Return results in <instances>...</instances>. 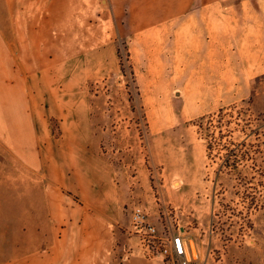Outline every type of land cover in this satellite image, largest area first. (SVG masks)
<instances>
[{"label":"crops","instance_id":"0c3cea01","mask_svg":"<svg viewBox=\"0 0 264 264\" xmlns=\"http://www.w3.org/2000/svg\"><path fill=\"white\" fill-rule=\"evenodd\" d=\"M14 1L0 8V128L5 116L11 127L0 133L9 146V162L0 163V264H178L118 231L126 212L130 221L142 202L138 196L152 216L151 169L143 162L116 164L92 150L90 112L80 118L74 102L56 101L58 66L68 72L77 61L81 67L91 61L86 52L100 49L99 64H106L107 52L114 61L116 39L129 32L131 57L145 63L152 92L163 79H179L193 80L202 101L229 96L236 73L241 79L264 73V0H145L139 9L132 0ZM68 15L87 16L77 37ZM42 101L45 109L68 112L58 116L62 134L43 132ZM153 105L164 111L157 99ZM180 230L193 264L189 235L198 238L199 229L187 222Z\"/></svg>","mask_w":264,"mask_h":264},{"label":"rangeland","instance_id":"374dc122","mask_svg":"<svg viewBox=\"0 0 264 264\" xmlns=\"http://www.w3.org/2000/svg\"><path fill=\"white\" fill-rule=\"evenodd\" d=\"M13 1L0 0V8ZM132 3L137 9L145 6V0ZM69 6L78 7L70 2ZM86 19V15H68L76 37ZM116 45V59L111 61L107 52L106 64L98 63L103 49L91 55L86 52L83 57L91 59L90 63L80 67L75 61L68 72L60 64L54 84L60 91L56 101L74 102L81 109L76 111L80 118L90 112L92 135L97 139L90 144L92 150L116 164L143 162L151 169L153 205H146L152 216L142 204L143 197L134 200L142 201L136 204L165 232L187 222L199 229L195 231L198 238L189 235L197 257L193 264H264L260 250L264 248V73L248 79L246 73L242 74L245 79L236 73L234 94H219L207 101L194 93L193 80L163 79L152 92L143 77L145 63L138 64L131 57L129 32L118 37ZM153 99L162 102L164 111L154 112ZM43 103L48 124L43 132L62 134L58 116L68 112L45 109ZM162 121L170 125L162 126ZM3 122L0 133L8 135L9 118L5 116ZM244 140L246 146H242ZM0 141V163L7 162L8 143L1 137ZM230 150L251 157L243 156L236 167L225 166ZM129 225L126 212V221L118 226L126 241L132 238Z\"/></svg>","mask_w":264,"mask_h":264},{"label":"built area","instance_id":"2783aa9c","mask_svg":"<svg viewBox=\"0 0 264 264\" xmlns=\"http://www.w3.org/2000/svg\"><path fill=\"white\" fill-rule=\"evenodd\" d=\"M150 218L145 208L135 204L132 208L128 234L139 237L141 243L150 255L162 254L171 263L191 264L186 254V241L180 228L169 229L165 235H160L158 224Z\"/></svg>","mask_w":264,"mask_h":264},{"label":"trees","instance_id":"16d2710c","mask_svg":"<svg viewBox=\"0 0 264 264\" xmlns=\"http://www.w3.org/2000/svg\"><path fill=\"white\" fill-rule=\"evenodd\" d=\"M223 110L221 109L220 112H222ZM221 118V117H220ZM221 123V120L219 121ZM248 143L246 140H244L242 142V146H246ZM227 158L225 159L224 165L225 166H230V167H236V165L238 164L239 160L245 156V154H237L236 152H234V150H230L229 152L226 153ZM245 157H251L250 154H246Z\"/></svg>","mask_w":264,"mask_h":264}]
</instances>
